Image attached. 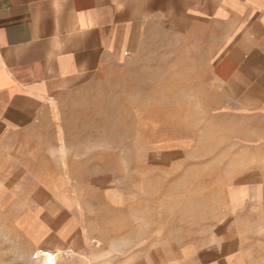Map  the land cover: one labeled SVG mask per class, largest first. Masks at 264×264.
I'll return each instance as SVG.
<instances>
[{"label": "rangeland", "instance_id": "374dc122", "mask_svg": "<svg viewBox=\"0 0 264 264\" xmlns=\"http://www.w3.org/2000/svg\"><path fill=\"white\" fill-rule=\"evenodd\" d=\"M227 95L205 42L151 28L50 100L0 151V264H167L223 237L227 187L264 162V123Z\"/></svg>", "mask_w": 264, "mask_h": 264}, {"label": "crops", "instance_id": "0c3cea01", "mask_svg": "<svg viewBox=\"0 0 264 264\" xmlns=\"http://www.w3.org/2000/svg\"><path fill=\"white\" fill-rule=\"evenodd\" d=\"M151 28L205 42L212 78L264 123V0H0V151L50 100L137 52ZM225 193L223 237L167 264H264V162Z\"/></svg>", "mask_w": 264, "mask_h": 264}]
</instances>
